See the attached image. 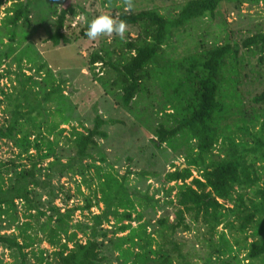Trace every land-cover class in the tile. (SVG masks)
<instances>
[{
  "label": "trees",
  "instance_id": "trees-1",
  "mask_svg": "<svg viewBox=\"0 0 264 264\" xmlns=\"http://www.w3.org/2000/svg\"><path fill=\"white\" fill-rule=\"evenodd\" d=\"M4 1L0 0V11ZM76 1L15 0L4 10L0 44L5 45L3 35L13 45L19 32L24 31L26 36L19 48H10L9 44L0 51V56L16 57L20 69L17 75L33 84L35 90L30 88V92L41 95L44 103L57 95L60 85L53 83L51 90H44L43 79L38 81L34 75H25L22 66L26 58L34 73L42 75L47 70L53 79L52 70L40 60L39 53L29 56L34 44L27 41L53 18L54 32L50 36L53 45L71 44L64 30L68 18L77 14ZM261 1L187 0L170 20L157 10L119 8L114 19L130 28L128 40L121 42L119 53L98 50L89 56L88 68L98 74H92L93 80L109 96L113 109L139 112L143 127H150L154 135L152 142L158 148L170 146L174 153L184 157V165L174 166L164 175L165 184L172 186L163 200H155L136 187L130 188L127 182L130 170L121 179L105 170L114 166L107 163L98 140H109L110 125H126L105 116L108 112H93L94 119H86L92 121V128L83 127L80 132L73 127L66 139L67 149H61L64 130L56 132L57 126L49 125L43 132L41 123L33 124L40 102L35 103L37 107L28 98V111L21 110L22 104L7 111L5 123L0 125V145L11 144L18 150V160L0 161V217L16 213L17 203H22L27 221L18 226L19 235L13 236L3 232L16 224L14 217L8 226L0 223V248L17 251L22 264H26L28 254L24 252L32 248L28 243L32 240L28 220L47 218L45 223L39 222V230L35 231L36 235H42L40 242L53 250L48 259L44 257L46 253H41L40 262L46 259V264H193L195 245L190 247L191 241L183 234L203 227L211 237L208 246L212 257L201 260L206 259L209 264H215L214 260H218L217 264H264V90L248 104L244 92L251 83L247 69H251L256 79L261 80L264 75V33L258 32L240 43L232 34L211 44L201 42L197 54L178 65L167 62V48L174 31L196 21L205 23L209 18L212 21L225 4H231L241 14L244 4ZM230 12L227 9L223 14L225 31ZM205 26L208 31L214 30V25ZM26 42L25 48H20ZM253 59L256 65L252 69ZM163 62L169 65L167 78L173 72L184 74L181 80L174 76L173 94L180 102H169L166 110L156 105L155 100L146 102L152 89L162 86ZM100 71L104 78H98ZM0 93L10 99L4 90ZM62 95L70 103L68 96L63 92ZM66 111V122L59 123L68 124L76 119L73 105ZM60 113L63 112H56ZM159 116L161 121L156 122ZM148 118L152 119L150 124ZM42 123L47 124V117ZM51 136L56 137L51 141ZM32 151L35 153L31 154ZM63 178L75 182V194L82 197V205L67 207L74 199L69 193L63 210L54 204L58 198L55 181ZM83 188L90 194L85 195ZM44 197L48 198L49 214L43 210ZM161 201L167 207H175L173 220L170 213H164L154 224L144 221V211L149 208L153 210L157 205L164 211ZM94 208L100 209L98 214L93 213ZM77 212L87 213L86 221L74 223ZM156 212L153 210L155 215ZM133 223L138 225L134 227ZM110 224L111 230L104 227Z\"/></svg>",
  "mask_w": 264,
  "mask_h": 264
},
{
  "label": "rangeland",
  "instance_id": "rangeland-1",
  "mask_svg": "<svg viewBox=\"0 0 264 264\" xmlns=\"http://www.w3.org/2000/svg\"><path fill=\"white\" fill-rule=\"evenodd\" d=\"M14 1L15 0L4 1L0 11V25L3 23V18L5 16L4 10L9 8ZM186 1L187 0H77V6H79L76 9L77 14L74 18H68L64 30L65 34L71 40V44L64 45L61 43L57 47L53 45L50 39L51 34L54 32L53 18H51L48 23L43 24L39 31L34 34L32 39L27 41L35 45V47L34 45L32 47L30 46L31 48L29 52L32 54L29 53V56L39 53L40 60L47 64V69L50 68L52 70L53 79L47 75V70H44L42 75L34 73L32 71V68H34L33 65L30 64L26 58L23 60L22 66L25 75H34L33 77L38 81L43 79V83H45L44 90H51L50 88L53 83L55 85H60V87L56 89L57 95H52L53 97L50 101L44 103L42 97H40L41 95L36 92L33 94L30 92L32 89L35 90V87H33L31 82H27L25 77L17 75L19 74L20 69L14 55H10L7 59H2L0 56V90H4L6 94L10 95V99L6 100L0 93V101L3 102L0 107V125L5 123L6 112L13 110L16 104H22L23 108H21V110L28 111L29 107L27 105V100L29 98L33 104L36 102L41 103V107H39V109L36 108L35 112L37 113L34 114L35 121L33 124L41 123L43 132H45V129L48 128L49 125L57 126L56 132L64 130L61 135L60 145L61 149H67L65 146L69 143L66 142V139L70 136L73 127L80 132L83 131V127L92 128V121L87 122L86 119L89 120V118H91V120H93V112H108L104 113L105 116L124 122L126 125H110L107 128V131L110 134L109 140H98L100 147L103 149L107 163L114 166V169L105 168V170L113 173L115 176L117 174L119 176L118 179H121L125 174L127 176V172L130 170L132 174L128 175L127 180L130 188L136 187L142 193L148 194L149 197H153L155 200H163L166 195V190L169 186H172V184H165L164 175L168 171H172L174 166L184 165V157L179 153H174L175 149L170 146L166 145L162 148H158V146L152 142L154 135L149 131L150 127H143V117L137 116L140 114L139 112L134 114L120 109H113L109 96L105 94L101 85L93 80L92 74L95 72V74L98 75L96 73L97 71L94 70L91 72L87 65L90 54L98 50L103 52L117 51V53H119L118 48L121 45V42L124 43L128 40L127 34L130 32V28H126L122 37L115 33H111L100 35L95 40H89L86 37L85 32L87 23L90 19L98 14H106L115 18L114 14H119L117 12V9L119 8H123L126 11L129 9H134L135 11L157 10L166 19L170 20V18L173 19L178 15ZM227 9L231 12L225 20L227 27L225 31V27H223L222 23H224V11ZM209 20L210 18L205 20V23L203 21L200 23L196 21L191 23V26L189 25L182 30L174 31V36L170 38V43L167 48V62L169 65H178V63L183 62L186 57L197 54V49L201 42L206 43L207 41L208 44H211L215 41H221V39L228 34H232L234 40L237 43H240L244 38L252 36L258 32L264 33V0L258 4H244L241 8V14H238L231 4H225L220 7L219 11L214 16V19H212V21ZM205 24L214 25V30L208 31L209 27L205 26ZM218 25L220 30H217ZM3 36V43L5 45L0 44V51L7 48L6 46L9 44H12L5 35ZM25 36L24 31L19 32L17 35V38L19 39L15 45H10V48L13 46L19 48V43L25 39ZM27 42L20 48H25ZM251 62V68L253 69L256 65V60L253 59ZM168 63L163 62L160 64L162 66V73L160 75L162 86L160 88L157 87L152 89L151 95L146 99V102L150 101V99L155 100L156 105L163 107L165 110L167 109L169 102H174L179 98L173 94L176 85L174 76L178 75L180 80L184 78V74L180 73L181 71H179V74L173 72L174 74L171 78H167V71L169 69ZM104 70L107 71V69H103L102 71ZM250 70L247 69L251 83L244 88L247 99L246 104H248L250 99L256 94L261 93L264 90V75L261 80L260 78L256 79V76L253 77ZM102 71H100V77L98 78H104ZM171 71L174 70L172 69ZM114 76L115 74L113 73L112 78ZM23 86H25V88ZM62 92L64 95L68 96L70 103H68L67 98L62 95ZM178 102H180V99ZM35 105L38 107V104ZM72 105L74 106L73 112H75L74 117L76 119L70 121L68 124L59 123L60 121L64 123L66 122V109L71 110ZM55 111L63 113L57 115ZM154 113L156 114V112ZM46 117L47 124H43L42 122ZM153 118H155V115ZM159 118L160 120L155 121H161V116H159ZM148 119V123L150 124L152 119ZM26 127L27 130H30L28 125ZM55 137L56 136H51V141L53 140L52 138L55 139ZM31 138L33 139V137ZM98 150L99 149L96 151ZM17 152L18 150L13 148L11 144L6 142L1 143L0 161L8 162L12 159L18 160ZM34 153V151L31 152V154ZM94 154L96 156V153ZM144 172L145 175H138ZM103 173L106 174V172ZM196 176L197 173L194 172V177ZM55 186L58 198L54 200V204L57 207L62 208V210L65 208L67 193L74 196L73 201L69 202L67 207L69 206L71 208L75 205H82V197L75 194L76 189L74 181H71L68 178H63L60 181H55ZM82 190L85 195L90 194V192L86 191L84 188ZM47 200L48 198H43V210L47 211L49 214V205L46 204ZM162 206H164V211L157 207V205L153 208L154 211H157L156 215L151 208L144 211V221L150 220L151 223L154 224L158 218L164 216V213H170V220L172 221V214L175 211V207H167L164 202L161 201L160 207ZM17 208L16 213H9V218L8 216H6V218L0 217V223L3 226H8L12 217H14L16 222V224L11 227L10 231L3 232V234L11 236L19 235L17 229L18 226L23 223L25 224L27 221L22 203H17ZM99 211V208L93 209V213L98 214ZM85 216H87V213L80 215V213L77 212L74 218V223H76V221H86ZM39 220L40 221H38V218L28 220L32 227L29 231V236H31L32 240H28V243L32 244V248L27 249V251L24 252L28 254L25 261L26 264H46V259H48L51 252H53L52 248L47 243L40 242L42 235L35 234V231L39 230V222L43 224L47 221V218H39ZM137 225L133 223L134 227ZM104 227L109 230L112 229L111 224L105 225ZM196 228H198V230H196ZM221 230L222 228L220 227L219 232H222ZM207 231L208 230L203 227H195L193 232L183 234V236L191 241L190 247L195 245V251L192 258L193 264H209L206 259L201 260L202 257L206 256L207 258L211 256V251L208 246V240L211 237L207 234ZM126 234L127 233L120 236ZM79 238H82V236L79 235ZM82 240L84 241L83 238ZM215 241L217 244V237L215 238ZM14 252L0 248V264H22V257L17 251ZM42 252L46 253L44 256L46 259L45 261L40 262V255ZM240 259H243V256L240 255ZM49 262H51V258L49 259ZM213 262L217 264L218 260H214ZM244 264L247 263L245 262Z\"/></svg>",
  "mask_w": 264,
  "mask_h": 264
},
{
  "label": "clouds",
  "instance_id": "clouds-1",
  "mask_svg": "<svg viewBox=\"0 0 264 264\" xmlns=\"http://www.w3.org/2000/svg\"><path fill=\"white\" fill-rule=\"evenodd\" d=\"M126 31V24L123 21H117L106 14H98L87 23L85 35L89 40H95L100 35L115 33L123 36Z\"/></svg>",
  "mask_w": 264,
  "mask_h": 264
}]
</instances>
